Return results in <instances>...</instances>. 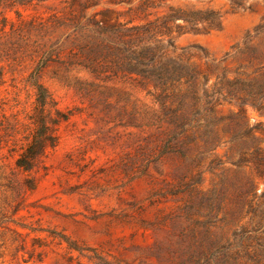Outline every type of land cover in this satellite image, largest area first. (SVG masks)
Wrapping results in <instances>:
<instances>
[{
    "label": "rangeland",
    "instance_id": "rangeland-1",
    "mask_svg": "<svg viewBox=\"0 0 264 264\" xmlns=\"http://www.w3.org/2000/svg\"><path fill=\"white\" fill-rule=\"evenodd\" d=\"M71 1L19 10L114 26L121 70H42L69 119L31 171L0 146V264H264V0Z\"/></svg>",
    "mask_w": 264,
    "mask_h": 264
},
{
    "label": "trees",
    "instance_id": "trees-1",
    "mask_svg": "<svg viewBox=\"0 0 264 264\" xmlns=\"http://www.w3.org/2000/svg\"><path fill=\"white\" fill-rule=\"evenodd\" d=\"M45 1L0 0V63L4 62L9 67L5 72V66L0 65V89L5 87V75L9 73L10 88L3 91L13 95V104L10 105L0 94V146L2 142H11L13 147L10 152L20 150L15 166L23 172L31 171L41 156L55 149L59 140L58 126L69 119V113L56 107L51 94L42 84V70L50 63H58L66 68L80 67L98 77L108 71H120L121 66L113 69L112 65L121 61L125 52L124 42L118 44L113 41L116 28L112 25L96 23L95 30L85 33V27L81 23L73 24V19L69 20L71 23H66L52 15L51 21L37 20V17L26 16L19 10L20 7L27 9ZM75 1L72 0L70 5ZM10 11L14 12L15 21L6 15ZM68 28L72 30L65 32ZM57 30L61 31L53 37ZM18 53H29L28 58L34 63L26 75L22 69L14 67L21 59ZM28 89L32 91V109L20 119L18 98L22 90ZM13 109H17L15 113ZM6 110L12 112L7 114ZM18 142H21L19 146ZM27 183L32 191L35 188L32 181L27 179ZM71 245L68 244L69 247Z\"/></svg>",
    "mask_w": 264,
    "mask_h": 264
}]
</instances>
